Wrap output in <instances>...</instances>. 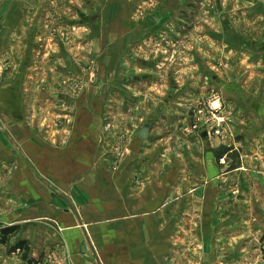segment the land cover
<instances>
[{
    "label": "rangeland",
    "instance_id": "374dc122",
    "mask_svg": "<svg viewBox=\"0 0 264 264\" xmlns=\"http://www.w3.org/2000/svg\"><path fill=\"white\" fill-rule=\"evenodd\" d=\"M248 97L264 103V0H0V149H16L29 127L70 135L78 118L99 124L112 168L132 137L167 138L185 181L198 177L193 157L216 151L223 204L202 227L216 238L198 240L189 222L186 246L212 247L226 264H264V141L245 130L262 118ZM216 116L232 136L214 133ZM14 241L0 243V264H20Z\"/></svg>",
    "mask_w": 264,
    "mask_h": 264
},
{
    "label": "crops",
    "instance_id": "0c3cea01",
    "mask_svg": "<svg viewBox=\"0 0 264 264\" xmlns=\"http://www.w3.org/2000/svg\"><path fill=\"white\" fill-rule=\"evenodd\" d=\"M21 92L15 107L23 109ZM4 100L1 105L12 109ZM254 102L262 119L256 132L245 130L249 138L264 141V103ZM95 122L77 118L73 126L79 130L55 138L20 129L14 139L18 147L0 149L6 174L0 219L19 226L11 242L26 241L12 248L21 252L19 263L226 264L212 255V247L186 246L194 238L193 228L185 229L189 222L199 223L198 240L216 238L202 227L223 204L218 153L193 157L190 166L198 177L185 181L184 155L167 146V138L146 143L132 137L130 154L112 168ZM249 195L243 200L250 205Z\"/></svg>",
    "mask_w": 264,
    "mask_h": 264
},
{
    "label": "trees",
    "instance_id": "16d2710c",
    "mask_svg": "<svg viewBox=\"0 0 264 264\" xmlns=\"http://www.w3.org/2000/svg\"><path fill=\"white\" fill-rule=\"evenodd\" d=\"M19 229L18 225H12V226H5L2 228V237H0V243H7L9 241V238L11 235H14ZM24 240H19L17 243L14 244L13 248L22 247L24 245ZM14 250V249H13Z\"/></svg>",
    "mask_w": 264,
    "mask_h": 264
},
{
    "label": "built area",
    "instance_id": "2783aa9c",
    "mask_svg": "<svg viewBox=\"0 0 264 264\" xmlns=\"http://www.w3.org/2000/svg\"><path fill=\"white\" fill-rule=\"evenodd\" d=\"M212 109L215 111V108L212 107ZM202 112V111H201ZM215 129H214V133L220 135L222 138H229L230 136L233 135V131L231 129L225 128L223 127V124L225 122V117H218L216 116L215 118ZM211 133V132H210ZM233 143H229V145L231 146ZM224 160V158H223Z\"/></svg>",
    "mask_w": 264,
    "mask_h": 264
},
{
    "label": "water",
    "instance_id": "95a60500",
    "mask_svg": "<svg viewBox=\"0 0 264 264\" xmlns=\"http://www.w3.org/2000/svg\"><path fill=\"white\" fill-rule=\"evenodd\" d=\"M148 131L149 128L148 126H144L141 129H139L138 134L142 137V138H147L148 137Z\"/></svg>",
    "mask_w": 264,
    "mask_h": 264
}]
</instances>
